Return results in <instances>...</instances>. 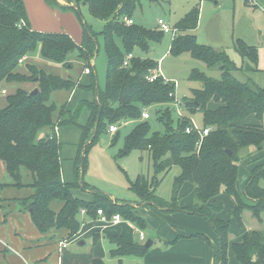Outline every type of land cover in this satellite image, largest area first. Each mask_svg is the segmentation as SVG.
I'll return each instance as SVG.
<instances>
[{"label": "trees", "instance_id": "1", "mask_svg": "<svg viewBox=\"0 0 264 264\" xmlns=\"http://www.w3.org/2000/svg\"><path fill=\"white\" fill-rule=\"evenodd\" d=\"M44 1L64 11H77L80 5L86 6L94 18L103 22V29L95 31L83 23V39L77 44L65 32L32 29L23 0H0V91L4 89L1 88L3 84H16L13 93L0 96V163H3L6 174L5 179L0 180V189H32V193L19 199L18 204L28 212L39 233L44 235L52 230H63L66 238L74 236L79 230L81 209L92 218L97 217L98 209L109 218L119 214L139 229H146L149 226L147 220L135 214L131 206L112 202L109 195L82 179L87 147L106 133L109 125L134 121L132 129L123 137L118 155L127 156L135 150L148 153L154 169L153 183L138 175L128 184L140 203L145 207L178 210L205 218L218 241L215 264H226L229 248L238 264H264V230H245L240 242L230 244L229 222L217 216L223 208L219 197L222 192L232 199L233 214L238 222L244 208H251L256 214L264 212V188L258 184V176L264 174V169L249 173L242 194L236 185L238 151L247 146L256 150L264 147V129L261 126L253 128L237 124L251 114L256 119L262 118L264 86L239 79L237 73L242 72V68L225 51L199 43L193 33L198 24L199 10L193 7L186 12L175 23V36L168 52L173 56L188 53L208 68L220 71L219 78L209 77L196 68L189 73V79L200 81L202 86L192 89L191 95L184 97L185 109L190 114L201 112L202 125L211 127L197 147L198 133H185L188 121L175 115L172 105L175 83L162 76L153 81L147 79L157 68L156 60L149 55L152 44L160 43L164 33L158 28L150 29L134 22L133 16L141 9L142 0H67V6L59 5L56 0ZM126 20H132V23L127 24ZM98 37L105 46L107 61L103 88L97 85L94 66L91 65L98 50ZM234 46L241 58L257 62L256 47L240 38L236 39ZM245 48H254V53L245 52ZM128 53L133 56L128 65L123 66ZM73 54L83 70L84 67L90 68L87 86H83L78 77L55 73L36 62L19 63L23 57L37 56L43 61L72 69L75 66L71 61ZM27 82H35L38 91L29 93L30 90L20 86ZM81 88H88L93 97L80 100L70 111L69 96ZM59 91L68 94L63 102L51 98L54 92ZM210 101L218 105L209 109L207 104ZM99 105L101 112L95 126ZM84 108L88 115L80 123L79 115ZM149 108L162 130L153 131L148 120L141 118L142 111ZM65 125H73L80 131L71 182L64 181L62 177V143L56 137L57 128ZM119 137L118 131L113 133L112 144ZM174 165L180 172L175 178L172 200L168 202L156 196L153 190L161 181L157 175H165ZM185 181L192 185L194 203L179 207L177 192ZM74 189L89 194L92 199L75 196ZM53 203L58 204L56 210L51 206ZM196 236L210 243L204 234L197 233ZM104 237L111 245L110 256L117 259V264H123L124 257H141L148 249L144 243H131L119 234L109 233ZM99 238L100 234L94 233L92 242L96 243ZM91 264L106 263L101 258H94Z\"/></svg>", "mask_w": 264, "mask_h": 264}, {"label": "rangeland", "instance_id": "2", "mask_svg": "<svg viewBox=\"0 0 264 264\" xmlns=\"http://www.w3.org/2000/svg\"><path fill=\"white\" fill-rule=\"evenodd\" d=\"M56 1L61 6L69 5L64 0ZM215 1L217 3H215ZM27 4L28 16L30 22L34 23V28L40 31L50 32L65 31L77 44L83 39V23L90 25L95 31L103 29V22L94 18L86 6L80 5L77 11H64L60 10L57 6L51 7L44 0H42L41 4L37 3L35 0H27ZM193 7H197L199 10L198 24L196 29L193 30V33L197 37V41L202 44L210 45L216 50L225 51L231 60L242 68V72L237 73L239 79L248 81L249 83L255 82L260 86H264V0H142V7L135 13L134 18H138V14H141L140 12L142 11V14L147 19L145 24V26L147 25L146 27L156 28L154 27L156 26L154 20L161 18L165 23L169 24L170 27L175 28V23ZM136 21L137 19L134 20V22ZM238 38L256 47V63L248 58H241L238 55L234 46ZM98 41V50L94 59V74L97 85L99 88H103L105 85L107 61L103 41L100 37H98ZM171 41V34L166 33L160 41L161 44H152L153 48H155L156 45L158 46L156 47V54H152V57L155 58L154 60L157 62L156 69L159 70L166 79L170 78L172 79L170 81H176V87L174 88L176 97L174 98L181 100V103H183L184 97H189L192 89L201 88L202 86L200 81L189 79L191 69H199L212 78H219L220 71L216 68H208L203 62L193 59L188 53L179 56H173L169 53L159 60L158 58L168 49ZM244 50L245 52L250 51L254 53L253 50L255 49L245 48ZM138 54L140 56L143 55V53ZM73 57H75L74 54ZM25 62L37 63V58L36 56H27L23 60L22 65H24L23 63ZM92 62L93 60L91 63ZM84 66H86L85 63ZM20 69L23 70L24 68L21 66ZM20 86L25 90H31L36 86V83L27 82ZM1 88H4L6 91L5 93H1L0 91V96L4 97L6 94L15 91L16 84H3ZM67 96L68 94L66 92L59 91L54 92L51 98L57 102H63ZM76 97L77 93L73 96V101ZM217 105L218 103L210 101L207 104V108L212 109ZM145 111L150 115L147 120L151 124V129L153 131L160 130L162 126L156 121V117H153L154 114H152V109L149 108V110ZM183 115H188L196 123L202 125L201 112L196 111L194 114H190L186 110H183ZM246 118V120L244 118L242 121L237 122V124L253 128L261 126L262 129H264V113L261 119H256L253 114ZM69 126L75 129V131L77 130L75 126ZM119 127L118 133L120 137L115 144L111 142L113 133L106 131V133H102L98 139L87 147L85 153L86 159L84 162L86 169L82 179L107 195H112L114 197H110L112 202L120 205H129L135 214L142 218H144L143 215L146 217V219H144L150 222L151 226L146 230L141 229L144 232L145 239L138 240V242L144 243L147 239L155 237V230L160 231V235L173 232L175 228H180V231L191 232L200 230L204 226L205 228L213 230L209 222L200 215L187 214L178 210L165 211L153 206L143 207L144 203H140L139 197L129 189L128 184L129 180L133 181L138 175L145 176L152 184L154 175L152 162L149 160L146 150H135L127 156L118 155V151L122 147L123 137L133 126L132 124L129 125L122 122ZM77 138L78 135L75 134L73 142L76 145L78 153L80 140ZM72 146L74 147V145ZM262 149L256 150L253 146H247L238 151L239 161L236 185L240 194H242L244 182L249 178L245 169H247L249 173H257L264 169V147ZM65 157H67V155H65ZM63 161L68 164L71 163V166L73 165L72 159L64 158ZM179 172V167L174 165L165 175L158 174L157 178H161V181L154 187V194L170 202L174 194L173 187L175 178ZM5 177L4 165L0 163V180H4ZM258 184L264 188V174L258 176ZM177 195V197H179V207H187L194 203V193L191 190L190 183L187 181L182 183ZM219 197L222 199L223 208L218 212L217 216L229 222V242L237 240L241 236L243 230H264V212L256 214L251 208H244L240 213L239 222L242 224L240 225L233 214L234 203L232 199L223 192L219 194ZM82 198L85 200L92 199L90 196L86 195H83ZM140 208L141 212L139 211ZM78 218L80 221L79 230L72 236L74 239L80 237V230L84 225L88 223L98 224L97 217L95 216L92 218L86 215V212L83 214L80 213ZM123 222L120 224L121 226L110 231L122 232L129 238L137 239L138 232L135 227L130 225L132 222L128 219H125L126 223ZM132 224L135 225V223ZM93 233L105 234L99 229L93 230ZM101 238H103L104 241L100 240L97 244L91 241V236L89 235L80 238L85 242L82 245H79L77 240L68 242L65 246L66 248H64L61 253L62 263L88 264L89 259L95 256L103 259L106 264H117L116 258L111 257L109 253L111 245L106 242L104 237ZM158 243V240H156V244ZM216 244H218V241ZM209 245H212V242H210ZM232 255V251L227 249L226 264H236ZM128 259L129 258L125 257L123 259V264H126ZM10 264H22V261L19 256L13 255Z\"/></svg>", "mask_w": 264, "mask_h": 264}, {"label": "crops", "instance_id": "3", "mask_svg": "<svg viewBox=\"0 0 264 264\" xmlns=\"http://www.w3.org/2000/svg\"><path fill=\"white\" fill-rule=\"evenodd\" d=\"M35 1L40 4L42 3V0H35ZM64 1L67 2V0ZM23 2L25 5L28 20L30 22L28 16L27 0H23ZM215 3L217 2L215 1ZM138 11L139 10H137V12ZM140 13L141 14H138L137 16L138 18H134L135 16L134 15L133 20L137 19L136 23L145 26L147 19L142 14V11ZM157 19H161V18H157ZM157 19L154 20L156 25L154 27L156 28H158ZM30 26L32 29L38 30L37 28H34L33 22H30ZM147 28L153 29V27H147ZM58 32H65V31H58ZM156 47L158 46L156 45L155 48H152V51L149 53L151 57L152 54H156V50H157ZM168 51H169V47L164 53H162V55L158 59L161 60L163 57H165L166 54H169ZM36 58H37L36 64H38L41 67H45L47 70H52L55 73H59L65 76L73 75L74 77H78L80 83L83 86H87L90 82V73H86L81 68V64H78L74 57L71 58V61L75 63V66L72 69H70L69 66L67 68H64L60 64H53L50 62L43 61L37 56ZM91 64L94 66V60ZM168 79L172 80L170 78ZM76 93H77V97L73 101V96ZM92 97H93V93L88 88L77 89L73 94L69 96L70 111H73L77 107L78 102L80 100L83 99L90 100ZM87 115H88L87 110L85 108L82 109L79 115V122L83 123L86 120ZM246 119L247 118H245V120ZM125 124H129V125L132 124V126H134L135 122L126 121ZM75 134L78 135L77 139L80 140V131L78 128L75 131V129L71 128L69 125H65L57 128L56 130V137L58 141L62 143L61 153H60L61 161H62L61 164L62 177L66 182H71L73 179V165L71 166V163L68 164L63 160L64 158H69L74 161L75 156L77 155L76 145L73 142ZM72 145H74V147ZM65 155H67V157H65ZM245 170L247 176H249V171L247 169ZM191 190L194 193L192 185H191ZM31 193H32L31 188L19 189L16 187H3L0 189V198L2 199V201L0 202V264H10L13 255L19 256L22 261V264H63L61 259V253L63 252V249L66 247L62 248L61 250H58L59 242L65 239L68 240V242L77 240L78 243L79 240H82L80 238H84L88 235L91 236V241H92V235L94 234L93 230L95 229H99L100 231L105 233L104 235L109 233L119 234L122 235L131 243H140L138 242L139 240L138 237L137 239H132L124 235V233L122 232L118 233V232L110 231L112 229L121 226L120 224H122V222L107 227H100L98 226V224L88 223L81 228L80 237L78 239L76 238L74 239L72 237L66 238V232L63 230L62 231L52 230L48 234L45 235L41 234L32 223L28 212L23 211L20 208V205L18 204L19 199L24 198ZM73 193L75 196L78 197H82L83 195L89 196V194L83 193L78 189L73 190ZM110 197L114 198L112 195H109V198ZM51 206L54 210H56L58 204L53 203ZM141 208L139 209L140 212H141ZM143 217L146 219L144 215ZM130 225L135 227L137 232L138 230H141L132 223H130ZM148 225L151 226L150 222H148ZM211 231L213 232V230H210L209 228H205L204 226L200 230H195L191 232L180 231V228H175L173 232H168L165 233L164 235H160L159 233L160 231L155 230V235L157 237L155 236L149 238L151 239L152 244L150 247H148L145 254L141 257H135V256L127 257L129 259L127 260L126 264H215L214 255L216 253L218 244H216L217 238L215 232L212 233ZM243 232L244 230L241 232V236L237 240L231 241L229 243L231 244L233 242H240L242 239ZM197 233L204 234L209 239V241L212 242V245H209V243H207L205 240H204L205 242L201 240L202 238L196 236ZM104 235L100 234V238L98 239L99 242L100 240L104 241V239L101 238L104 237ZM156 240H158L159 242L158 244H156ZM98 241L96 242V244L98 243ZM229 250L231 251L230 248ZM232 256L235 259V255L233 254ZM94 258H99V257L94 256L90 258L88 264H91V261ZM123 259H122V263H123ZM235 263L238 264L236 259H235Z\"/></svg>", "mask_w": 264, "mask_h": 264}, {"label": "built area", "instance_id": "4", "mask_svg": "<svg viewBox=\"0 0 264 264\" xmlns=\"http://www.w3.org/2000/svg\"><path fill=\"white\" fill-rule=\"evenodd\" d=\"M126 23L127 24H131L132 20H126ZM157 25H158V29L160 31H162L163 33H170L171 37L173 39V37L175 36V28L170 27L162 19H157ZM132 56L133 55L131 53L126 54L125 57H124V61H123L122 65L123 66H127L128 65V61H129V59L132 58ZM24 59H25V57L21 58L19 60V63H22ZM84 71L86 73H89L90 68L89 67H85ZM157 76H162L165 80H168L157 69H155L152 72V74L150 76H148L147 79L149 81H153ZM174 83L176 85L175 81H174ZM5 92L6 91L4 89L1 90V93H5ZM174 97H176L175 94H174ZM172 105L174 107V112H175L176 117L179 118V119H184V120L188 121V125H186L185 128H184L185 133H191V132H197L198 133L199 138L196 141L195 145L197 147H199L201 145L203 137H205L208 134V132L211 130V127L199 125L191 117L188 116L189 114L187 116L183 115V110L185 111L186 109H185L184 104L181 103V100L175 98ZM149 117H150L149 113L146 112L145 109H144L142 111V113H141V118L143 120H146ZM108 131L110 133H115V132L119 131V125H116V124L109 125ZM80 213L81 214L85 213V210L81 209ZM96 213H97L98 226H100V227H107V226H111V225H116V224H119V223L124 221L119 214H114L113 216H111L109 218L103 213V211L101 209H98L96 211ZM137 237H138L139 240H144L145 239L144 232L142 230H138ZM67 243H68L67 240L60 241L59 244H58V250H61L62 248H64L67 245Z\"/></svg>", "mask_w": 264, "mask_h": 264}, {"label": "water", "instance_id": "5", "mask_svg": "<svg viewBox=\"0 0 264 264\" xmlns=\"http://www.w3.org/2000/svg\"><path fill=\"white\" fill-rule=\"evenodd\" d=\"M74 6L77 7V5H75V4H74ZM37 91H38V89L35 87V88H33L32 90H30L29 93H36ZM100 112H101V106L99 105L98 112H97V114H96V118H95V126L97 125V123H98V121H99ZM94 134H95V130H94V132H93V135H94ZM92 138H93V137H91L90 140H89L87 143H89V142L92 140ZM87 143H86V144H87ZM86 144H85V145H86ZM227 152H228L229 154L231 153L230 150H227ZM80 186H81V183H80ZM83 243H84L83 240H79V241H78V244H79V245H82ZM151 244H152L151 239H147V240L144 242L143 245H144L145 248H148V247L151 246Z\"/></svg>", "mask_w": 264, "mask_h": 264}]
</instances>
